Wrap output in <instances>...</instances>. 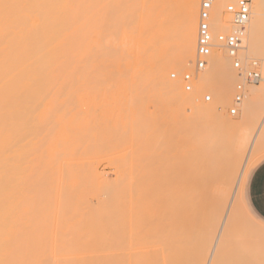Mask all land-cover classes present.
I'll return each mask as SVG.
<instances>
[{
	"label": "bare ground",
	"instance_id": "bare-ground-1",
	"mask_svg": "<svg viewBox=\"0 0 264 264\" xmlns=\"http://www.w3.org/2000/svg\"><path fill=\"white\" fill-rule=\"evenodd\" d=\"M235 1L215 0L209 19L214 46L197 69L198 25L190 5L199 16L200 0H0V264H192L201 258L199 250L195 256L175 246L131 249L155 177L164 181L161 190L169 174L181 183L182 201L172 207L181 226L191 229L189 223L203 216L200 197L206 214L216 208L234 159L264 153V13L260 0H251L232 56L216 36L236 29L225 10ZM234 58L243 70L249 60L260 62L257 83L245 82ZM184 73L192 76L189 90ZM238 83L243 97L230 115ZM74 88L133 92L122 102L120 136L108 146L90 137L89 118L79 120ZM98 143L108 149L115 176L102 183ZM165 146L174 153L168 163L161 160ZM223 199L222 257L230 264H264V226L234 197ZM149 236L140 234L141 240ZM234 244L243 250H230Z\"/></svg>",
	"mask_w": 264,
	"mask_h": 264
},
{
	"label": "rangeland",
	"instance_id": "rangeland-1",
	"mask_svg": "<svg viewBox=\"0 0 264 264\" xmlns=\"http://www.w3.org/2000/svg\"><path fill=\"white\" fill-rule=\"evenodd\" d=\"M220 49V48H219ZM221 49H223V50H225L223 47L221 48ZM250 63H251V60H249L248 61V66H247V68L249 67V65H250ZM195 66H196V64H195ZM259 66H260V62H259ZM182 78V77H181ZM183 80V79H182ZM235 87V86H234ZM83 89L85 90V92L87 93H85V92H83ZM91 89H93V90H90V88H74V91H73V95H71V97L73 96V99H75V101L73 100V102H75L74 103V108H75V113L77 114V116H78V118H79V120L80 121H82V119H86V121H88V122H91V123H88L87 122V124H88V128H86L87 130H90V137H92L93 138V140L94 139H96V141L98 140V141H103L104 140V145H106V146H108L106 143H108L109 141L111 142V140H116V138H118L119 136H120V131L122 130H119L118 129V127H121V123L120 122H122V120H123V116H124V106H122V105H124L125 104V106H126V102L123 104L122 102H124V100L126 101H128V103L130 102V100H128V97H130L132 94H133V92L132 91H130V90H123V95H121V93H118V91L119 90H121V89H119L118 90V88H110V92H109V88H104L105 90H103V88H100L101 90H99V88H91ZM114 89V90H113ZM77 90V91H76ZM88 90V91H87ZM102 90H103V92H102ZM115 90L117 91V93L119 94H117V93H115ZM81 91V92H80ZM92 91V92H91ZM122 91V90H121ZM120 91V92H121ZM235 90L233 89V92H234ZM102 92V93H101ZM129 92V93H128ZM90 93V94H89ZM97 93V94H96ZM101 93V94H100ZM105 93V94H104ZM128 93V94H127ZM89 94V95H88ZM206 94V93H205ZM61 95H66V94H61ZM86 95V96H85ZM101 96V99H100V96ZM85 96V97H84ZM88 96H89V98H88ZM116 96H118V97H116ZM124 96L126 97V98H124ZM82 97V98H81ZM93 97V98H92ZM113 97H115V98H113ZM93 100H92V99ZM94 98H95V100H94ZM106 98V99H105ZM121 98V99H120ZM212 98V97H211ZM82 99V101H83V99H84V101H86V102H88L86 105L85 104H83L84 106H82V104H81V100ZM114 99H115V101H117V102H115L114 101ZM87 100H91L90 101V103H89V101H87ZM123 100V101H122ZM82 102V103H86V102ZM114 101V102H113ZM120 101V102H119ZM112 103V104H111ZM119 105H118V104ZM79 104V105H78ZM115 104V105H114ZM120 104H121V106H120ZM81 105V106H80ZM86 106V107H85ZM114 107V108H113ZM231 107V106H230ZM87 109V110H86ZM116 109V110H115ZM138 109H140L139 107H138ZM86 111V112H84V111ZM113 110V111H112ZM115 110V111H114ZM88 111V112H87ZM226 111H228V109H226ZM119 112V113H118ZM122 112V114H121V117H120V113ZM139 112V111H138ZM82 113H84V115L82 114ZM114 114V115H113ZM139 114H140V112H139ZM82 115V116H81ZM81 116V117H80ZM86 117V118H84V117ZM116 118H115V117ZM82 118V119H81ZM89 118V119H88ZM88 119V120H87ZM116 120V121H115ZM100 121V122H99ZM83 122H85V120H83ZM97 122H99L98 124H97ZM115 122V123H114ZM93 123V124H92ZM118 123V124H117ZM120 123V124H119ZM95 124H97V127L98 128H96V129H99V131H101V130H105L104 131V133L103 132H97V131H95L96 129H94V127H96V125ZM114 124H116L115 125V127L113 126ZM100 125V126H99ZM103 125V126H102ZM119 125V126H118ZM94 126V127H93ZM102 126V128H100ZM106 128H105V127ZM116 126H118V127H116ZM91 127V129H89ZM84 128V127H83ZM82 128V129H83ZM122 128V127H121ZM94 129V130H93ZM101 129V130H100ZM85 130V129H84ZM109 130V132H111V133H109V135H108V133L106 132V131H108ZM92 131V132H91ZM113 131V132H112ZM119 131V132H118ZM85 132H86V130H85ZM86 133H88V131L86 132ZM93 134V135H92ZM99 134H100V137H101V139L99 140V139H97V138H100L99 137ZM103 134H105V135H103ZM110 134H111V136H110ZM92 135V136H91ZM95 135H97V136H95ZM110 136V137H108V136ZM93 136H95V138L93 137ZM104 136H106V137H104ZM113 136H115L114 138H111V137H113ZM97 137V138H96ZM92 138H91V141L93 142V140H92ZM107 138H108V140H107ZM109 138H111L110 140H109ZM107 141V142H106ZM106 142V143H105ZM95 143V142H94ZM93 143V144H94ZM97 143V142H96ZM103 144H101V145H99V143L98 144H96L97 146H98V149H99V151L98 150H96V155L97 154H102L104 157H102L101 155H100V157H99V155H97L100 159H98V157H97V164H98V166H97V170H98V172L100 173L101 172V176H100V180H101V183L104 181V179L105 178H107L108 180H113V178L115 177L114 176V174H113V170H114V167H113V164H112V160H110L109 161V159L111 158V156L110 155H107V154H109V151H107L108 149L106 148L105 149V146L103 147ZM102 147V148H101ZM168 146H165L164 147V154H165V156L167 157L168 156V158H167V160H166V157L164 156V155H162L161 154V156H164V157H162L161 158V160H162V163H168V160H169V158H171L172 157V159L174 160V158H173V155H174V153H173V151H169V147L167 148ZM171 148V147H170ZM101 149V150H100ZM102 149H103V151H102ZM104 151H107V152H104ZM140 151V150H139ZM149 151H151V150H149ZM147 153V154H150V153H152V151L151 152H147L146 151V149H145V151H144V153ZM171 154H170V153ZM142 153V152H141ZM141 153H139L138 151H137V158H138V162H140V159H139V156H140V154ZM105 154V155H104ZM153 154V153H152ZM169 154V155H168ZM115 155V154H114ZM154 155V154H153ZM108 156H110L109 158H108ZM157 155L155 154V156L154 157H156ZM169 156H171V157H169ZM103 158V159H102ZM107 158V159H106ZM151 158H152V156H151ZM158 158H160V157H158ZM155 159V160H154ZM152 161H154V163L156 162V158H154ZM98 160H100L99 161V163H98ZM108 160V161H107ZM161 160L159 159V162H161ZM151 161V162H152ZM172 162V161H171ZM153 163V162H152ZM157 163V162H156ZM170 164H172V163H170ZM164 167H166V166H164ZM112 172V173H111ZM170 175V174H169ZM169 175H168V178H167V176H164L162 179L164 180L165 178V180H167V181H165V182H169L170 183V181L173 179V177H169ZM102 177V178H101ZM170 178V179H169ZM172 178V179H171ZM159 180V181H158ZM160 181H162V180H160L159 179V175L157 176V177H155L154 178V182H156V186H154L153 185V187H152V189L154 188V190L152 191L151 190V192H150V194H149V197H148V199L150 200L149 201V203H147V205H146V212L148 213H146V215L144 216V218L143 217H140L139 218V223H138V225L136 226V232H137V236L135 237V240L132 242L133 243V245H132V249L131 250H172L173 249V246H175L174 248H177V249H179V250H186L187 251V253H191L192 251H193V254L195 255V256H197V251L199 250V239H200V235H201V233H200V228H202L203 226H204V223H205V220H206V217L208 216V214H206L205 213V211H204V209H203V207H204V204H203V197H200V201H202V202H200L199 203V206H198V208H199V211H201L202 212V214H203V216H200V217H197L196 219H194L193 221H191L189 224L192 226V228L191 229H185L183 226H181V225H183L184 224V222H183V220H182V217H181V215H174V213H175V211H177V209L176 208H174V207H179L178 206V202L179 203H181V201H182V198H183V193L181 192V191H183L184 192V190H183V187H182V189H180V184L181 183H179V186L178 185H176V183H175V181H171V183H170V185L172 184V185H174V186H169V183L167 184V183H165L166 184V186H164L165 188L164 189H162V190H165V191H167V192H165L166 194H163L164 192L161 190V186H162V184L164 185V181L162 182V184H160L159 182ZM173 182V183H172ZM154 184V183H153ZM160 185V186H159ZM168 185V186H167ZM179 187V188H176V187ZM166 187H168V188H166ZM170 187V188H169ZM167 189V190H166ZM171 189V190H170ZM157 190H158V192H157ZM170 190V191H169ZM162 191V192H161ZM171 192V194H172V196H171V194H170V196L168 195V200H167V198L165 197L167 194H169ZM200 193H201V191H200ZM157 194V195H156ZM152 195H153V197H152ZM181 196V200L179 199L180 198V196ZM199 195H201L202 196V193L201 194H199ZM152 197V199H151V197ZM162 196L164 197V198H162ZM178 198H177V197ZM154 197H156V201L154 200ZM161 197V199H159ZM172 198V201L170 200ZM159 199V200H158ZM174 199H176L175 201V204H177V205H175L174 204ZM152 200V201H151ZM161 200V201H160ZM169 200H170V202H169ZM148 201V200H147ZM158 201H160L161 203H162V207H160L161 206V203H159ZM164 203H163V202ZM157 202V203H156ZM153 203H155V204H153ZM166 203H167V206H166ZM170 203V204H169ZM172 203V204H171ZM157 204V205H156ZM152 207H151V206ZM154 205H156L155 206V208H153L154 207ZM171 206L170 208H171V210H169L170 208L168 207V206ZM180 205V204H179ZM158 206V207H157ZM172 206H174V207H172ZM202 206V207H201ZM97 207L96 206H94L93 208H91V209H89L88 211L90 212V215H92V214H94L95 213V211H93V210H95ZM157 208L159 209V210H157ZM163 208V209H162ZM88 209V208H87ZM153 210L155 213H153V211H151V210ZM162 209V210H161ZM167 209V210H166ZM174 209H176V210H174ZM149 210V211H148ZM161 210V211H160ZM159 211L160 212H164V214H163V212L161 213V214H163V215H161L160 213H159ZM166 211V212H165ZM168 211V212H167ZM170 211H171V215L169 214L170 213ZM158 212V214L159 215H157L156 217H155V215H156V213ZM180 212V211H179ZM150 213L152 214L151 215V218L150 217H148V215L150 216ZM166 213V214H165ZM169 214V218L168 217H165V216H167L168 214ZM177 213V212H176ZM175 213V214H176ZM147 216V217H146ZM161 217V216H163L162 218H158V217ZM171 216V217H170ZM178 216V217H177ZM146 217V218H145ZM181 217V218H180ZM257 218L259 217L258 215L256 216ZM148 218H150V219H148ZM153 218H155V219H153ZM171 218V221H169V219ZM177 218V219H176ZM149 221H148V220ZM152 219V220H151ZM157 219V220H156ZM166 219H167V221H166ZM172 219H175V222H173L174 220H172ZM181 219V220H180ZM259 219V218H258ZM140 220H142L143 222H142V224H141V222H140ZM159 220V221H158ZM162 220V221H161ZM165 220V221H164ZM260 221H262L261 219H259ZM145 221V222H144ZM160 221H161V223H160ZM183 223H182V222ZM263 223H264V221H262ZM175 223V224H174ZM182 223V224H181ZM168 224L169 225H171V227H169L168 226ZM174 224V225H173ZM142 225V226H141ZM140 226V227H139ZM147 226V227H146ZM174 226V227H173ZM169 227V228H168ZM178 227V228H177ZM248 227V229L250 230V232L251 233H254V234H257L258 232H260V230H258L257 228H251L250 226H247ZM151 228V229H150ZM171 228H172V230H171ZM174 228V229H173ZM141 229H143L142 231H143V233H141L142 231H141ZM184 230V231H183ZM140 231V232H139ZM172 231H174V232H172ZM170 232H172L171 234H170V236H168L169 235V233ZM149 233V237H146L144 240H141V237H140V234L142 235H146V234H148ZM168 234V235H167ZM174 235H175V237H174ZM178 235V236H177ZM168 237V238H167ZM171 237V238H170ZM233 247H235V248H231L230 250H235L236 252L238 251V250H236V248H238V249H240V250H243V248H242V246L241 245H237V244H234L233 245ZM185 256H186V254H185ZM181 258L183 259V261H187V259H185L184 257H183V255H181ZM242 262V263H241ZM241 262H235V263H237V264H244L245 262L244 261H241ZM249 262H247L246 264H248ZM251 263V262H250Z\"/></svg>",
	"mask_w": 264,
	"mask_h": 264
},
{
	"label": "snow or ice",
	"instance_id": "snow-or-ice-1",
	"mask_svg": "<svg viewBox=\"0 0 264 264\" xmlns=\"http://www.w3.org/2000/svg\"><path fill=\"white\" fill-rule=\"evenodd\" d=\"M259 6L262 13H264V0H260ZM190 7L193 10V22L198 25L199 16L196 14L197 6L192 4ZM208 7L210 8L211 5L209 4ZM203 19L205 21L204 30L207 33V13H204ZM248 151H253V149L249 148ZM261 160L264 161V156L261 157ZM245 164L247 167H245ZM254 167V160H248L247 157L241 160L237 156L234 159L229 171L224 176L220 188L221 199L218 201L216 208L206 217L199 239V253L201 258L193 261L192 264H230L221 255L227 237L226 226L222 223L224 218L228 216L226 211L227 205H225L223 199L224 196L229 197V203H231V198L234 197L237 203L242 204L253 217L259 215V218L264 219V205L258 204L251 194ZM221 209H225V211H221ZM218 220L221 222L218 223ZM222 228L225 229L223 233L221 232Z\"/></svg>",
	"mask_w": 264,
	"mask_h": 264
},
{
	"label": "built area",
	"instance_id": "built-area-1",
	"mask_svg": "<svg viewBox=\"0 0 264 264\" xmlns=\"http://www.w3.org/2000/svg\"><path fill=\"white\" fill-rule=\"evenodd\" d=\"M215 0H200L199 6V23L197 26V45H196V68L201 69L206 65V58L210 54L213 43V36L210 30V13L213 7ZM250 2L251 0H236L235 2L228 3L225 7L226 12L231 16V20L235 25L236 29L233 32L228 33H218L216 36V41L228 51L230 55H234L238 50L241 38H242V30L249 18L250 12ZM211 5L209 8L208 5ZM204 13L208 15V29L207 33L204 30ZM233 67L239 74L244 76V80L247 83H257L260 79L259 74V64L257 61H252L249 67L243 70L241 63L239 60L234 58ZM182 79L185 82V88L187 90L190 89V82L192 80V76L189 73H184L182 75ZM243 89L244 85L242 83H238L234 87V105L229 107L228 111L230 115H235L238 111L237 104L240 103L243 97ZM211 98L210 95L205 96V100L209 101Z\"/></svg>",
	"mask_w": 264,
	"mask_h": 264
},
{
	"label": "crops",
	"instance_id": "crops-1",
	"mask_svg": "<svg viewBox=\"0 0 264 264\" xmlns=\"http://www.w3.org/2000/svg\"><path fill=\"white\" fill-rule=\"evenodd\" d=\"M264 156V153L259 155L254 159L255 167L253 169V176H252V187H251V194L252 197L255 198L258 204L264 205V161L261 160V157ZM247 210V209H246ZM248 212V211H247ZM249 213V212H248ZM249 215L260 225L264 226V219L260 221L257 217H253L250 213ZM259 216V215H258Z\"/></svg>",
	"mask_w": 264,
	"mask_h": 264
}]
</instances>
